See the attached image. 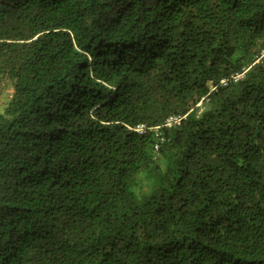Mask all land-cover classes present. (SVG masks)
I'll use <instances>...</instances> for the list:
<instances>
[{
	"label": "trees",
	"instance_id": "obj_1",
	"mask_svg": "<svg viewBox=\"0 0 264 264\" xmlns=\"http://www.w3.org/2000/svg\"><path fill=\"white\" fill-rule=\"evenodd\" d=\"M263 51L264 0H0V264H264Z\"/></svg>",
	"mask_w": 264,
	"mask_h": 264
},
{
	"label": "rangeland",
	"instance_id": "obj_2",
	"mask_svg": "<svg viewBox=\"0 0 264 264\" xmlns=\"http://www.w3.org/2000/svg\"><path fill=\"white\" fill-rule=\"evenodd\" d=\"M0 85H2L1 88V93H0V112L3 111V108L5 106V103L7 101V99L10 96L11 93V84L8 80L3 79L2 77H0Z\"/></svg>",
	"mask_w": 264,
	"mask_h": 264
},
{
	"label": "built area",
	"instance_id": "obj_3",
	"mask_svg": "<svg viewBox=\"0 0 264 264\" xmlns=\"http://www.w3.org/2000/svg\"><path fill=\"white\" fill-rule=\"evenodd\" d=\"M264 53V51H263ZM241 75L238 74L234 77L238 78L240 77ZM223 83H225L224 80H222ZM181 120V116L179 115H173L171 117H169L166 121H165V124L164 125H167V126H172L174 123H179ZM138 132H143L145 130V125L144 124H139L137 125V127L135 128Z\"/></svg>",
	"mask_w": 264,
	"mask_h": 264
}]
</instances>
